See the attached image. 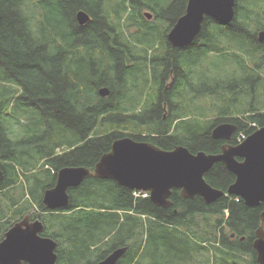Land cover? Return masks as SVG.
<instances>
[{"label": "trees", "instance_id": "1", "mask_svg": "<svg viewBox=\"0 0 264 264\" xmlns=\"http://www.w3.org/2000/svg\"><path fill=\"white\" fill-rule=\"evenodd\" d=\"M235 1L232 20L205 16L190 44L173 47L166 35L187 0H0V240L29 215L57 242V264H94L120 247L126 250L117 264H258L252 243L263 203L249 206L225 194L206 203L172 189L171 204L162 207L93 175L67 189L66 207L42 203L60 168L92 170L115 139L218 153L224 140L212 137L213 125L235 124V137L264 124V41L257 36L264 0ZM80 9L91 16L82 25L75 18ZM208 54L221 62L206 64L212 87L194 80L206 93L198 98L203 109L190 112L174 93ZM171 68L168 88L162 79ZM137 69L150 87L144 101L125 84ZM105 85L107 99L97 95ZM146 101L148 110L138 114ZM204 179L226 192L234 174L214 162Z\"/></svg>", "mask_w": 264, "mask_h": 264}, {"label": "water", "instance_id": "2", "mask_svg": "<svg viewBox=\"0 0 264 264\" xmlns=\"http://www.w3.org/2000/svg\"><path fill=\"white\" fill-rule=\"evenodd\" d=\"M235 4V0H188L185 12L167 32V40L173 47L190 44L199 33L205 16L227 23L234 16ZM144 15L151 17L149 12ZM76 16L80 25L91 19L83 10L77 11ZM258 39L264 40V29L258 32ZM99 92L104 95L108 89L103 87ZM235 128L233 123H221L212 129L211 135L229 140ZM236 156L242 161L236 160ZM214 162H222L235 176L226 192L212 187L204 179V173ZM89 175L148 192L150 200L162 207L170 205L168 197L172 189H179L185 198L201 196L206 203L225 194L239 197L247 205H258L264 203V125L236 145L223 144L219 153H192L184 146L163 151L129 137L115 140L94 163L92 170L80 165L60 168L54 185L44 191L42 202L51 210L66 207L67 189L77 186ZM3 177L0 168V181ZM260 222L252 246L257 263L264 264V210ZM43 228L39 218L31 219L29 215L14 222L0 240V264H21L23 260L29 264H57L56 242L42 235ZM125 249H114L95 264H116Z\"/></svg>", "mask_w": 264, "mask_h": 264}, {"label": "flooded vegetation", "instance_id": "3", "mask_svg": "<svg viewBox=\"0 0 264 264\" xmlns=\"http://www.w3.org/2000/svg\"><path fill=\"white\" fill-rule=\"evenodd\" d=\"M144 12V11H143ZM147 12H149L150 13V11L149 10H147ZM150 18H152V16H153V14H152V12L150 13ZM150 18H147V19H150ZM214 20V19H213ZM149 63H147V65H148ZM137 72H131L130 73V76L128 77V80H126L125 79V84L129 87V88H132V90L129 92V93H131L132 95H140V93H141V97H139V100L140 101H144V100H146V99H148L146 96H145V94H148L149 93V91H150V87L146 84V83H144V82H139L140 81V75H139V73H138V69L136 70ZM126 73H127V71H125V73H124V77H125V75H126ZM160 73V72H159ZM161 73H162V71H161ZM190 74H191V76H193V74H194V71L193 72H190ZM185 76H187L186 75V73H185ZM160 78L162 79V77L160 76ZM174 78H175V74H174V72H173V69L171 68L170 70H168V72L163 76V79H162V81L165 83V85L168 87L170 84H171V82H172V80H174ZM179 82V81H178ZM106 86V85H105ZM107 87V89H108V93L107 94H104V95H102V94H100V92H99V90L97 91V95L98 96H100V97H103V99H107L108 97H109V95H110V89L108 88V86H106ZM186 88H184L183 86H181L180 85V82H179V87L175 90V93L174 94H176L178 97H179V99L180 100H182V98H183V96H184V94H189V96H190V98L192 99V96H191V94H194V92H195V90L197 89V83L194 81V80H192V79H190L189 80V83H187V85L185 86ZM168 88H170V87H168ZM171 90V89H170ZM127 92L124 90L123 91V94L122 95H124V94H126ZM172 93H173V91H172ZM180 100L177 102V104H179V102H180ZM149 101H146V102H143L140 106H139V110H138V114H140V112L142 111V110H148V108H149V106L148 105H146V103H148ZM151 103H152V100H151ZM160 109H161V111H162V115H161V120L163 121L164 119H165V110H166V106L165 105H161L160 106ZM247 114H251V112L250 113H247ZM264 125V124H263ZM261 126V125H260ZM255 129H257V128H255ZM254 129V130H255ZM253 130V131H254ZM235 131V130H234ZM233 131V132H234ZM252 132V131H251ZM250 132V133H251ZM249 133V134H250ZM146 134V132L145 133H143V135H145ZM238 135H236L235 137H232V135L230 136V139L229 140H224V143L223 144H225V143H228V144H230V145H236V144H238L239 142H241L246 136H248L249 134H247V133H244V132H238L237 133ZM222 139V138H221ZM221 151V150H220ZM219 153V152H218ZM235 159L236 160H238V161H242V158L241 157H235ZM234 178H235V176H234ZM234 181V180H233ZM234 233V232H233ZM235 234V233H234ZM232 235L231 234V236L232 237H235L236 235Z\"/></svg>", "mask_w": 264, "mask_h": 264}, {"label": "rangeland", "instance_id": "4", "mask_svg": "<svg viewBox=\"0 0 264 264\" xmlns=\"http://www.w3.org/2000/svg\"><path fill=\"white\" fill-rule=\"evenodd\" d=\"M134 8V6L133 7H131V9H133ZM148 9H145L144 11H147ZM258 36V35H257ZM259 40V39H258ZM264 41V40H263ZM260 42H262V41H260ZM97 57L99 58V59H101L100 57H99V55L97 54ZM214 57V55L213 56H210V54H208L207 56H206V59L204 60V66L202 67V69H199V68H197L196 70H194V74H193V78H188V79H192V80H201V81H204L205 83H207V85H210L211 87L213 86V84H214V81H215V78H214V75H213V73L211 72V71H209V69H208V67L206 66V64H207V62H208V60H210L211 58H213ZM214 60H216V61H219V62H221L218 58H216V57H214ZM228 61V60H227ZM146 70H147V67L145 68V70H144V72H146ZM140 74H143V70H140V72H139ZM182 86V85H181ZM178 87H179V85H178ZM184 88H186L185 86H183ZM203 90H205V89H199V88H197L196 90H195V92H194V94H191V96H192V99L190 98V96H189V94H184V96H183V98H182V100H186V101H188L189 103H190V108H189V111L190 112H192L193 110H194V108H195V112H198V109L199 110H202L203 109V107L202 106H199L198 107V98H199V95H201V94H203V93H206V92H202ZM141 97V96H140ZM174 97H175V100H176V102H178L180 99H179V97L176 95V94H174ZM206 97H207V94H206ZM204 100H203V102H206L208 99L207 98H203ZM182 100H180V101H182ZM206 105H207V102L205 103ZM208 106V105H207ZM207 109V108H206ZM204 111H208V110H204ZM261 126H263V125H261ZM261 126H259V127H261ZM8 190V189H7Z\"/></svg>", "mask_w": 264, "mask_h": 264}, {"label": "bare ground", "instance_id": "5", "mask_svg": "<svg viewBox=\"0 0 264 264\" xmlns=\"http://www.w3.org/2000/svg\"><path fill=\"white\" fill-rule=\"evenodd\" d=\"M188 1V0H187ZM126 3H128V4H125V6H129L130 7V3L129 2H126ZM186 4H187V2H186ZM185 7H186V5H185ZM131 8V7H130ZM144 8V7H143ZM145 9H148V8H145ZM145 9H143V11L145 10ZM80 10H83V9H80ZM84 11V10H83ZM132 11H134V9H132ZM85 12V11H84ZM88 14V13H87ZM181 16V15H180ZM75 18H76V20H77V16L75 15ZM178 19V18H177ZM176 19V20H177ZM176 20H175V22H176ZM78 22V21H77ZM174 22V23H175ZM173 23V24H174ZM173 26V25H172ZM104 88H106V87H104ZM101 88H99V90H100ZM222 123H230V122H222ZM218 124H221V123H217V124H215V125H213L212 127H211V129H210V133H211V131H212V129L216 126V125H218ZM259 127V126H258ZM258 127H256V128H258ZM125 137H129V136H125ZM122 138H124V137H122ZM122 138H118V139H122ZM129 138H131V137H129ZM118 139H115V140H118ZM132 140H134L133 138H131ZM114 140V141H115ZM134 141H137V140H134ZM137 142H143V143H146V144H150V145H152V146H155V147H157V148H159V149H161L160 147H158V146H156V145H154V144H152L151 142H147V141H137ZM182 145H178V146H176V147H174L173 149H175V148H177V147H181ZM222 146H223V144H222ZM222 146H221V149H222ZM185 147V146H184ZM173 149H171V150H173ZM161 150H163V151H170V150H164V149H161ZM204 152V151H203ZM93 168V167H92ZM56 179V178H55ZM112 180V179H111ZM115 181V180H114ZM50 188V187H49ZM47 189V188H46ZM45 189V190H46ZM44 190V191H45ZM44 193V192H43ZM42 197V196H41ZM170 197V196H169ZM169 197H168V199H169ZM220 197V196H219ZM43 198V197H42ZM218 198V197H217ZM216 198V199H217ZM170 200V199H169ZM215 200V199H214ZM213 200V201H214ZM212 202V201H211ZM43 203V202H42ZM210 203V202H209ZM261 203H263V202H261ZM261 203H259V204H261ZM44 204V203H43ZM170 204H171V200H170ZM258 204V205H259ZM264 204V203H263ZM45 206V205H44ZM250 206V205H249ZM252 206H255V205H252ZM46 207V206H45ZM4 235V234H3ZM2 237V236H1ZM3 238V237H2ZM54 240V239H53ZM55 241V240H54ZM56 242V241H55ZM56 246H57V242H56ZM121 248V247H120ZM126 248V247H125ZM55 249H56V247H55ZM55 249H54V251H55ZM117 249V248H116ZM114 250V249H113ZM126 250V249H125ZM55 253H56V251H55ZM56 256H57V253H56ZM28 263L27 261H22L21 262V264H23V263ZM98 262V261H97ZM56 263H57V258H56ZM29 264V263H28ZM95 264V263H94ZM117 264V263H116Z\"/></svg>", "mask_w": 264, "mask_h": 264}, {"label": "clouds", "instance_id": "6", "mask_svg": "<svg viewBox=\"0 0 264 264\" xmlns=\"http://www.w3.org/2000/svg\"><path fill=\"white\" fill-rule=\"evenodd\" d=\"M235 6H236V4H235ZM235 11V10H234ZM144 12H147V11H144ZM144 12H143V15H144ZM145 16V15H144ZM147 18V17H146ZM216 21V20H215ZM218 22V21H217ZM223 24H225V23H223ZM235 125V124H234ZM139 191V190H138ZM141 192H144V191H141ZM144 195H148V192H144Z\"/></svg>", "mask_w": 264, "mask_h": 264}]
</instances>
